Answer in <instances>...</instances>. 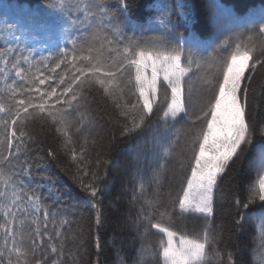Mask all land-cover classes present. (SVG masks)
Listing matches in <instances>:
<instances>
[{
    "label": "trees",
    "instance_id": "1",
    "mask_svg": "<svg viewBox=\"0 0 264 264\" xmlns=\"http://www.w3.org/2000/svg\"><path fill=\"white\" fill-rule=\"evenodd\" d=\"M49 2L0 0V105L5 109L0 112V141L14 130L8 111L11 108L8 88L31 86L28 79L32 73L39 76L43 72L44 76L52 77L53 83L59 75L67 78L74 69H67L64 64L51 71L59 51L65 47L70 50V41L82 31L87 40L92 39L94 30L85 31L91 23L88 0H68V14L77 21L75 24H69L62 13L48 7ZM165 4L172 10L171 19L177 25L173 31L185 41L183 66H188L184 57L189 50L195 61L190 71L193 114L189 119L179 123L170 119L165 125L160 119L161 108L134 132L124 133V128L131 125L122 115L123 109L117 107L124 103L118 99L120 89L105 93L92 87L79 109L69 110L63 123L34 117L26 120L23 127L15 128L17 136L21 130L27 135L19 160H13V170H19L24 161L31 162L30 176L25 171L21 179L32 188L39 186L42 209L49 212L45 221L43 210L34 213L27 201L21 205L27 209L21 217L25 240L37 226L40 228L41 236L36 239L41 251L37 258L42 262L46 258L47 264L53 261L57 264H134L141 261L143 249L142 264H155L153 253L166 237L151 228V223H160L177 235L189 236L202 233L208 223L202 215L182 213L178 206V197L182 196L190 174L191 144L203 126L201 122L190 121H196L212 96L207 81L216 76L217 61L234 51L236 44L253 49L251 63L264 62V38L260 31L264 27L261 18L264 0H135L132 23L124 31L140 45L138 51L163 50L167 46V38L157 23L161 16L159 9ZM181 4L184 6L179 7ZM7 25L15 28L10 32ZM14 35L21 37L26 49H15L6 43ZM115 46L107 44L102 33L93 45L95 49L103 47L101 55L105 60L118 65L123 59V45L121 53L110 51ZM82 47H87L84 41L76 44L78 54L88 55L87 51L79 52ZM42 63L47 65L46 69L41 68ZM13 64L24 68L28 79L16 76ZM130 71L134 77V68ZM252 75L247 119L254 124L253 143L244 159L219 181L211 220L210 234L215 239L208 248L210 264H229V253L231 264H258L254 257L264 226L260 219L264 202L257 195L248 209L243 204L252 196L251 185L258 179L254 163L264 146V132L260 131L264 128V67L257 65ZM127 78V72L123 77L118 76L125 81ZM47 83L41 88L46 89ZM124 98H127L126 91ZM3 152L8 155L6 147ZM5 171H9L7 166ZM42 177H54L55 186ZM81 181L98 189L95 198ZM237 199L241 201L240 206L236 204ZM242 215L246 219L241 220ZM0 224H3L2 216ZM53 246L56 253L51 251ZM217 252L219 258L215 257Z\"/></svg>",
    "mask_w": 264,
    "mask_h": 264
},
{
    "label": "snow or ice",
    "instance_id": "2",
    "mask_svg": "<svg viewBox=\"0 0 264 264\" xmlns=\"http://www.w3.org/2000/svg\"><path fill=\"white\" fill-rule=\"evenodd\" d=\"M68 0H50L48 7L63 14V18L69 24H75L68 14L66 7ZM135 0H88V13L91 23L87 29H93L92 39L87 40L82 31L79 36L74 37L70 43L72 48L67 47L59 51L54 67L60 68L64 64L70 71L67 78L59 75L55 83L51 76H44L43 72L37 76L32 73L28 79L25 69L13 64L16 69L15 75L21 80L28 79V86L20 89L9 87V100L11 108L8 110L11 116V127L14 129L0 141V216L3 217V224L0 229L3 231V243L0 244V264H47V260L42 262L37 258L41 251V245L37 242L41 236L39 226L25 240L23 235L24 220L21 217L27 209L21 205L27 201L33 206V212L44 211V218L47 221L49 212L42 209L41 200L43 197L37 188H32L21 179V173L27 171L30 176V161H24L19 170H13V160H19L22 146L27 135L24 131L17 136L15 128L17 125L23 127L26 120L34 117H47L54 123L61 124L64 118L69 115V110L77 111L81 102L86 99L87 92L92 87H98L105 93H109L113 88L120 89V97L123 105L117 107L123 109L122 115L130 123V127L124 128V133L134 132L141 127L146 118H150L155 110H163L160 118L165 125L171 119L175 123L189 119L193 114L192 89L190 81L191 66L195 62L191 51L184 57L188 66H183L182 54L184 53L183 37L173 31L177 26L171 19L172 10L168 6L160 7L161 16L157 23L161 26L163 34L166 36V47L161 50H137L140 48L133 38L129 37L124 29L132 23V12ZM181 4L179 7H183ZM261 18L264 19V9H261ZM11 32L15 25H7ZM264 32V28L260 29ZM102 38L109 45H116L111 48V52L121 53L123 59L119 64L108 63L101 55L103 47L95 49L93 45L96 40ZM84 41L87 47H82L79 52L87 51L88 55L78 54L76 44ZM15 49H26L22 44L21 37L14 35L11 41H6ZM253 49L236 44L234 51L227 57L221 58L216 63L217 74L214 79L207 81V85L212 92L211 98L201 109V114L196 121L201 122L202 127L197 131L191 144L192 160L189 163L190 174L186 178V185L182 188V196L178 197V206L182 213L202 215L208 221L202 233L189 235H177L167 227H162L160 223H151L150 227L157 229L163 237L159 242L158 251L153 253L155 264H210L208 248L214 242L215 237L211 233V220L213 216L214 198L219 181L238 161H242L250 150L253 143L254 124L247 119L248 97L250 85L257 65L264 67V62L252 60ZM51 55V54H50ZM41 68H47L46 64H41ZM134 68V77L131 69ZM115 69V71L111 70ZM39 71V69H37ZM128 73V78L123 77ZM2 74V73H0ZM46 89L41 86L46 84ZM34 86V87H33ZM50 89V90H47ZM127 92V98L125 97ZM17 96L23 97L17 99ZM3 105H0V112H4ZM5 127H9L5 121ZM60 129L58 128V131ZM264 132V128L260 129ZM15 141V151L13 142ZM7 148L8 155L5 156L3 149ZM51 155V153H49ZM75 158V153H73ZM5 166L9 171H5ZM258 179L251 185L252 196L248 203L243 204L244 209H248L249 203L258 195L259 200L264 202V146L258 159L254 163ZM86 174V173H85ZM48 184L55 186L54 177H42ZM90 190L93 198L96 197L98 189L91 185H83ZM9 192L11 198L9 199ZM237 206L241 201L236 200ZM93 207H96L93 204ZM98 214H99V210ZM144 219H149L145 217ZM246 219V215L241 216V220ZM260 219L264 223V212L260 214ZM99 223V219L97 220ZM46 232V230H45ZM60 235L59 232L56 233ZM51 239V238H49ZM260 244L256 250L254 259L258 264H264V226L261 227L259 235ZM53 253L57 252L55 246L51 248ZM141 261H134V264H142L143 249L140 252ZM220 254L215 253L219 258ZM229 264H231L232 254H228ZM53 264H57L53 261Z\"/></svg>",
    "mask_w": 264,
    "mask_h": 264
},
{
    "label": "rangeland",
    "instance_id": "3",
    "mask_svg": "<svg viewBox=\"0 0 264 264\" xmlns=\"http://www.w3.org/2000/svg\"><path fill=\"white\" fill-rule=\"evenodd\" d=\"M264 28V27H263ZM262 37L264 38V32H262ZM250 63H251V61H250Z\"/></svg>",
    "mask_w": 264,
    "mask_h": 264
}]
</instances>
